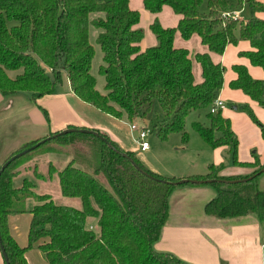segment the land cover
Listing matches in <instances>:
<instances>
[{"label": "trees", "instance_id": "1", "mask_svg": "<svg viewBox=\"0 0 264 264\" xmlns=\"http://www.w3.org/2000/svg\"><path fill=\"white\" fill-rule=\"evenodd\" d=\"M242 1L206 0V7L201 9L203 0H142L143 9L149 13H157L166 5L180 18L175 27H162L154 19L149 29L156 43L140 50L143 34L134 28L139 13L128 7V0H0V95L29 92L35 103L53 92L59 70L63 69L76 98L112 117H148L155 102L161 119L150 132L160 140L173 132L185 140V117L191 111L207 108L209 123L205 126L193 122L194 131L211 147L225 145L232 153L233 164L254 168L243 176L221 175L222 163H208V172L185 178L246 177L262 167L264 161L259 162L256 156L252 161L237 159V137L229 120L221 110H208L222 85L223 64L211 60L207 51L195 52L193 58L202 75L200 81H195L188 51L172 44L175 31L184 40L197 33L202 44L220 54L227 43L246 39L251 47L239 53L259 65L264 73V18L255 14L264 10V0H245L249 12L246 19L226 20L220 14ZM92 12H102L103 16L89 19ZM89 24L99 29L95 42L103 61L99 66L103 93L95 89L90 74L93 48L88 41ZM232 69L236 76L229 86L241 89L264 106L261 80L248 74L243 64L235 63ZM37 107L47 117L44 109ZM243 109L262 128L251 108L244 105ZM67 128L74 130L28 149L0 173V242L7 264H26L24 252L32 246L48 264H189L152 248L166 220L167 198L174 187L182 185L161 180L180 178H166L147 170L132 152L120 149L105 134L93 130L132 159L148 177L98 136L76 130L83 128ZM74 140L82 144V149L72 152L61 168L49 164L46 177L34 172L33 175L50 179L55 174L60 194L76 199L78 207L55 203L46 193H35V185L25 177L16 183L19 171L11 170V166L19 158L50 143L71 145ZM38 141H30L15 152ZM53 151L47 148L42 153ZM259 173L238 181L208 182L214 186L215 194L203 210L220 218L251 213L264 224V191L257 189L254 181ZM29 199L32 202L28 205ZM24 212L31 217L27 243L19 246L9 233L7 215Z\"/></svg>", "mask_w": 264, "mask_h": 264}, {"label": "crops", "instance_id": "2", "mask_svg": "<svg viewBox=\"0 0 264 264\" xmlns=\"http://www.w3.org/2000/svg\"><path fill=\"white\" fill-rule=\"evenodd\" d=\"M128 7L132 10L138 11L139 20L143 16L148 18V27L154 19H156L162 27H175L180 18L179 15L174 14L170 7L166 5L162 6L159 12L152 14H148V12L143 9L142 0H134L132 5H130V0H128ZM255 14L264 18V10L255 11ZM195 34L197 33H192L190 37L197 40L199 44H196V49H192V53L185 46L190 39H183V41L180 40L181 37L177 31H175L173 35L172 44L176 48H184L188 51V56L191 58V68L192 59H194L193 54L195 52L204 51L208 52L210 59L214 62H223L227 67H230L229 70L227 69V78L225 81L224 74L222 72L223 86L221 85L222 88L220 87L217 95H231L235 101L240 100L250 104L257 117L263 123L264 106L258 104L241 89H234L229 86V81L234 79L236 76L232 69V65L235 63L243 64L246 67L248 74H251L253 78L261 80L263 84L264 73L262 68L257 64H253L245 55L239 53L240 51L250 49L251 44L246 39H238L234 43H227L223 51L219 54L210 50L206 44H202L200 42L199 35ZM155 43L156 41L152 44L155 45ZM146 47L139 45L140 50ZM226 55L228 56L227 62L225 61ZM201 79L202 75H200L199 65V69L197 68L193 80L200 81ZM60 85L61 87H56L54 85V90L51 94L36 99L35 103L31 101L32 108H30V114L32 119L42 127L40 134L30 137V139L21 141L20 145L16 147L17 149L8 152H15L21 146L30 141L48 136L69 126L97 130L105 134L108 139L115 143L120 149L130 151L134 154V156H136V152L144 154L149 151V147L145 151H139L136 148L133 142V137L136 135V132L129 131V123L127 122L125 116L115 118L100 111L105 122L99 123L98 120H93L90 118V115L85 113L87 109L86 107L92 106H89V104L80 101L74 96L69 88L67 79L64 83L61 81ZM225 85L227 89L225 88ZM262 88L264 90V84ZM223 91H226L229 94ZM2 101L3 98L0 95V103ZM37 105L44 109L47 117L43 115ZM76 107L82 108L81 113L75 110ZM225 108L221 111V114L227 118L228 115L232 114V111L225 110ZM233 108L235 109L236 107L233 106ZM145 121H138L135 123L146 126ZM230 128L238 134L240 140L239 130H237L233 125H231ZM244 129L252 134V139L246 142V150L244 152H241V144L240 141H238V149H240L238 159L241 161H252L256 156L259 162L264 161V131L260 133L259 128L254 126L249 120L245 121ZM149 134L150 131L148 135ZM195 142L199 149L209 151L212 156L211 162L213 164L221 163L222 149H225V145L211 147L202 139V137H198V140ZM250 147H253V150L250 149V151H248ZM47 153H42L41 155L43 156ZM38 157H40V155ZM63 157L66 160H64L61 167L69 160L66 155ZM139 162L147 170L160 176L190 177L197 176L201 173V171H195L192 167L177 169L174 166L163 165L159 162V165L156 164L157 166H154L150 163L151 161L149 157H144ZM49 164L53 165L48 161L46 170ZM61 167L56 168L59 169ZM253 167L254 166L251 165H237L231 163L228 167L223 169L221 168L219 174L227 173L226 175L229 174L237 176L246 175L253 170ZM42 176L46 177L44 174ZM55 179L57 181L56 175L53 174L50 179L43 178L41 179V182L46 183L49 181H55ZM206 184H201V186H184L171 191L167 198L166 220L160 229V234L157 240L152 244V248L157 252L170 253L189 264H264V224H262L258 218L251 213L233 217L225 216L224 218L216 217L211 214L208 215L203 210V207L206 201H208L209 198L213 197L215 194V188L213 185H210V188H213L214 190L209 187L207 188ZM71 203L73 205L68 206H79L78 202L75 200H72ZM21 214L23 213L7 215V225L9 233L15 239L16 243L19 246H25L27 243L28 223L30 222L31 216L27 213L29 215V222H27L28 225L23 228L22 223L19 227V215ZM92 225L93 224H90L89 227L92 228ZM24 258L26 264H48L42 257L41 253L34 246L28 248L24 252ZM0 264H4L1 253Z\"/></svg>", "mask_w": 264, "mask_h": 264}, {"label": "rangeland", "instance_id": "3", "mask_svg": "<svg viewBox=\"0 0 264 264\" xmlns=\"http://www.w3.org/2000/svg\"><path fill=\"white\" fill-rule=\"evenodd\" d=\"M133 3H134V0H130V5H132ZM205 7H206V0H203V3L201 4V9ZM240 13L243 19L248 18L249 12H248L247 4L244 3L243 10ZM148 14H152V13L148 12ZM102 16H103L102 12H92L89 14L88 17L89 19H92V18L102 17ZM134 28L140 29L143 33L142 39L139 42L140 46L142 45L143 47H146V46L148 47L150 45H154L152 43H154L156 40H155L153 33L150 31L148 27V18H146L145 16L141 17L139 22L136 25H134ZM87 31H88V41L93 48V55H92V59L90 62V74L94 78L95 89L99 93H103L104 92L103 90L104 79L101 73L99 72V66L103 65V61L101 58V51L99 49V46L95 42V38H96L97 33L99 32V29H96L91 24H89ZM189 39L190 40L185 44V46L192 53V49L193 50L196 49L197 47L196 44H199V43L197 40H194L193 37H190ZM180 40L183 41V39L181 38ZM225 59H226L225 61L227 62L228 61L227 55L225 56ZM223 64H224L223 74H224V81H225L227 78L226 77L227 69L229 70L230 67H227L225 63ZM197 68L199 69V63L196 60L192 59V75L193 74L195 75ZM46 72L48 73L50 77H53L51 72L48 69L46 70ZM65 80H66L65 72L63 69H60L59 70V80L57 77L55 86L61 87L60 85L61 81L64 83ZM225 88L227 89L226 85H225ZM223 92H226V91H223ZM262 95L264 96V90H263ZM219 97L222 98L224 102V105L226 107V108L224 107L225 110L232 111V114L227 116L228 120H230V126L233 125L237 130H239L238 132L240 134V140H239L238 134H236V132L233 131V133L237 137L236 157L238 159V153L240 151V149H238V141H240V144H241V152H244L246 150V147H245L246 142L252 139V134H250L249 131H246L244 129L245 121L249 120L254 126L258 127L260 133L264 131V128H263L264 122L262 123V121L257 117V115L253 111L250 104H247L240 100L235 101L231 97V95L222 94ZM2 98H3V101L0 103V164L7 157L16 153V152L10 153L8 151H14V149H17L16 147L20 145L21 141L30 139V137L39 135L40 132L42 131V127L40 126V124H37L31 117L30 108H32V105H31L32 102L30 99L29 92H20L18 94L7 96V97H2ZM244 105H248L251 108L256 119L260 121L262 128H260V126L253 119H250L248 114L243 109ZM233 106H235L236 108L234 109ZM86 108L87 109L85 113L90 115V118H92L93 120H98L99 123L105 122V120L102 117V113L96 110L95 107L92 106V107H86ZM224 108H222L221 111ZM75 110L81 113L82 108L76 107ZM206 111H207V108L206 109L199 108L196 111H191L185 117L184 125H183V131L186 135L185 140L182 139V135L177 132L170 133L166 137L165 140L158 139L154 135V133L150 132V134L147 137L148 142H149V151L144 154L136 152L135 157L138 159V161L142 160V158L144 157L145 158L149 157L151 161L150 163H152L154 166L159 165L158 164L159 162V163H162L163 165L174 166L177 169H184L187 167H192L195 169V171H201L200 174H204L208 172V169H209L208 163H212L211 162L212 156L209 153V151H203L198 148L195 141L198 140V137L199 138L201 137L192 128V123L197 122V121L207 126V124L209 123V120L207 119ZM160 119L161 117H160V113L158 110V106L155 102H153L148 117L145 116L139 119L137 117H134L133 120H127V122L130 124V123H135L138 121L144 122L146 120L145 124L147 128L150 130L152 125L155 122L159 121ZM48 136H44L38 140H42ZM74 142L75 143H72L71 145L69 143H54V144L50 143L47 147H44L36 151L35 153L19 158V160L14 162L13 165L11 166V170L19 171V177L16 183H19L20 178L25 177L31 180L33 184L35 185V188H34L35 193H47L51 196V198L53 199L55 203L64 204V205H73L71 201L72 200L77 201V200L62 196L59 192L58 183L56 179L55 181H49V182L43 183L41 182V179L39 177L38 178L34 177L33 172L36 173V175L37 174L46 175L45 172H46V166H47L48 161L51 162L55 168L61 167L64 160H66L63 156L66 155L67 158L70 159L72 157L71 156L72 152L75 153L79 149H82L81 148L82 144L79 141L74 140ZM253 147H250L248 151H250V149L253 150ZM47 148H51L54 151L51 153H47L46 155H43L44 156L43 157L41 155L42 150L44 151ZM222 150L223 151L221 154V163L223 165L222 167L223 169V168L228 167V165L232 163V153L229 150H227V147H225V149H222ZM39 155L40 157H38ZM207 166H208V169H207ZM161 176L166 177V178H180V179L185 178L182 176H165V175H161ZM240 176H243V175H240ZM254 181H255V187L259 190L264 191V171L256 175L254 177ZM201 184H206V183H201ZM201 184H182L180 186L174 187V190L179 189L184 186L185 187L201 186ZM210 185L212 184L207 183L206 184L207 188L208 187L210 188L211 187ZM210 189H213V188H210ZM31 202L32 201H30L29 199V201H27V204L29 205ZM19 216H20L19 217V227H20V224L22 223L23 228H24L25 226L29 224V223L27 224V222H29V215L27 214V212H24L23 214Z\"/></svg>", "mask_w": 264, "mask_h": 264}, {"label": "water", "instance_id": "4", "mask_svg": "<svg viewBox=\"0 0 264 264\" xmlns=\"http://www.w3.org/2000/svg\"><path fill=\"white\" fill-rule=\"evenodd\" d=\"M74 129L72 128H65L61 131H59L58 133L56 134H52L48 137H45L44 139L42 140H39L37 143L29 146V148H26V149H23L21 151H18L14 154H12L11 156H9L4 162H2L0 164V173L2 172V170L8 165V163L14 159H16L17 157L21 156L22 154L26 153L28 151V149H33L34 147H36L38 144L42 143L43 141L47 140L48 138L50 137H54L55 135H59V134H62V133H66V132H70V131H73ZM78 131H81V132H89V133H92L96 136L99 137L100 140H102L103 142L106 143V145L111 148L112 150H114L116 153H120L122 156L126 157L129 162L131 163V165L136 169L138 170L140 173L150 177V175H148L146 172H144L141 168H139L133 161L132 159H130L127 155H125L124 153L122 152H119V150L115 149L110 143L106 142L105 139L103 137H101L100 135H98V133H96L95 131L93 130H90V129H76ZM264 171V165L262 167H260L258 170H256L255 172H253L251 175H248L246 177H238V179H221V178H200V179H189V178H182V179H178L176 181H167V180H161L162 182H165V183H168V184H171V185H177V184H201V183H208L210 181H213V180H219V181H238V180H242V179H248V178H251L254 174L256 173H259V172H262ZM154 178V177H152ZM156 179V178H154ZM0 253H1V256H2V259H3V263L4 264H7L6 262V257H5V254L2 250V246H1V242H0Z\"/></svg>", "mask_w": 264, "mask_h": 264}, {"label": "built area", "instance_id": "5", "mask_svg": "<svg viewBox=\"0 0 264 264\" xmlns=\"http://www.w3.org/2000/svg\"><path fill=\"white\" fill-rule=\"evenodd\" d=\"M245 3V0L241 2L240 5L233 7L232 9H223L220 11L221 16L223 19H238L241 18V11L243 8V5ZM224 102L222 98H220L218 95L209 103L208 110L210 112H216L220 111L224 107ZM128 129L129 131H135L136 135L133 137V142L136 146V148L139 151H145L148 149V141L146 139L149 129L141 124L138 123H130L128 124Z\"/></svg>", "mask_w": 264, "mask_h": 264}]
</instances>
